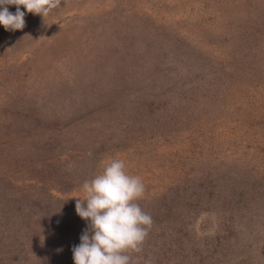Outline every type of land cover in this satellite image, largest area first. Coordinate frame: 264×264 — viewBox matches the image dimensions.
I'll return each instance as SVG.
<instances>
[{"label":"rangeland","instance_id":"1","mask_svg":"<svg viewBox=\"0 0 264 264\" xmlns=\"http://www.w3.org/2000/svg\"><path fill=\"white\" fill-rule=\"evenodd\" d=\"M20 10L0 25V264H74L75 204L112 159L153 219L134 264H264V0Z\"/></svg>","mask_w":264,"mask_h":264},{"label":"clouds","instance_id":"2","mask_svg":"<svg viewBox=\"0 0 264 264\" xmlns=\"http://www.w3.org/2000/svg\"><path fill=\"white\" fill-rule=\"evenodd\" d=\"M60 4L61 0H0V25L6 31L22 30L21 6L44 18ZM8 5L16 6L15 13L9 12ZM82 188L85 196L77 199L75 211L90 223L72 249L74 264H134L129 253L142 251L153 225L151 215L138 203L145 193L142 179L130 175L123 160L112 159Z\"/></svg>","mask_w":264,"mask_h":264},{"label":"trees","instance_id":"3","mask_svg":"<svg viewBox=\"0 0 264 264\" xmlns=\"http://www.w3.org/2000/svg\"><path fill=\"white\" fill-rule=\"evenodd\" d=\"M62 234L66 235V232L62 231ZM59 240L63 241V243H66V239L64 238H60ZM66 251H69V250L66 249Z\"/></svg>","mask_w":264,"mask_h":264}]
</instances>
